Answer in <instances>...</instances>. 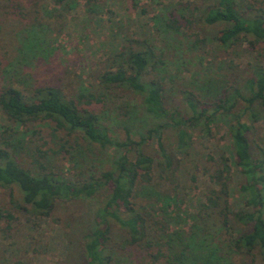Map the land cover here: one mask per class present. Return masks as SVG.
Segmentation results:
<instances>
[{
	"label": "trees",
	"instance_id": "obj_1",
	"mask_svg": "<svg viewBox=\"0 0 264 264\" xmlns=\"http://www.w3.org/2000/svg\"><path fill=\"white\" fill-rule=\"evenodd\" d=\"M203 1L208 5L200 13L201 21L223 26L214 38L216 48L228 52L246 44V51L255 54L254 62L245 77L232 72L230 62L228 77L215 79L207 92L199 87L179 89L180 100L175 102L160 76L166 64L162 52L148 41L131 40L116 51L98 80L103 89L138 96L145 113L158 121L138 141L128 133L125 141L111 136L100 115L89 107L102 103L101 95H81V106L53 86L37 87L29 97L12 84L0 87V110L9 122L0 135V189L9 192L12 206L44 218L61 200L99 197L92 227L77 238V264H119L116 251L128 246L134 254L130 264H236L234 255L249 258L250 264H264V148L253 140L264 113V66L260 62L264 0ZM56 4L71 10L76 1L57 0ZM193 17V13L189 18L170 11L162 19L163 30L177 34L194 23ZM48 30L46 24L36 22L21 36L19 50L24 60L45 56L42 45ZM218 123L227 129L230 155L206 154L208 166L203 172L209 185L192 223L187 231L169 233L167 219L158 215L154 203L170 197L166 185H175L176 190L179 165L166 152L163 133L171 131L177 155L188 157L192 148L189 131L199 129L201 136L209 137L211 126ZM35 125H45L48 131L46 135H41L42 128L35 132L43 143L35 147L39 170L32 172L19 165L16 156L30 144L24 137ZM152 139L157 160L143 152ZM83 146L99 151L111 148L118 154L103 169L91 164L83 167L77 159L81 155L84 162ZM48 153L63 154L81 167L70 177L49 171L42 163L48 160ZM234 172L241 177V208L235 212L229 203ZM14 186L24 205L11 201ZM12 219L0 207V224ZM114 229L125 235L121 246L114 239Z\"/></svg>",
	"mask_w": 264,
	"mask_h": 264
},
{
	"label": "rangeland",
	"instance_id": "obj_2",
	"mask_svg": "<svg viewBox=\"0 0 264 264\" xmlns=\"http://www.w3.org/2000/svg\"><path fill=\"white\" fill-rule=\"evenodd\" d=\"M56 1L0 0V87L12 84L29 97L37 87L53 86L81 106L84 104L81 95H101L103 102L92 103L89 107L100 115L111 136L118 141H125L127 133L138 141L140 135H145L148 129L158 124L145 113L138 96L103 89L98 80L116 51L129 45L131 40L148 41L162 52L166 64L160 76L175 102L180 100L179 89L199 87L207 92L208 85L215 84V79L228 77L230 62L232 72L244 77L249 64L254 62L255 54L246 51V44L228 52L216 48L214 38L223 26H208L201 21L200 13L208 5L203 0H75L76 6L71 10ZM189 4L191 7L187 6ZM170 11L189 18L193 13L194 23L188 27L185 25L186 28L177 34L164 31L162 19ZM36 22L49 28L42 45L46 54L24 60L19 50L21 36ZM260 62L264 66V46ZM8 126L9 122L0 110V135ZM39 128H42L41 135H46L45 125L32 126L24 137L30 144L16 156L18 164L32 172L39 170L34 161L35 147L43 143L39 135H35ZM255 129L253 140L264 148V113H261ZM189 133L192 148L188 157L177 155L171 131H164L162 136L166 152L179 165L176 190H173L175 185H166L169 190L165 191L170 197L154 203L158 215L167 219L169 233L187 231L192 223L198 202L209 185L203 172L208 166L206 154L214 157L230 155V137L224 124L212 125L209 137L201 136L199 129H192ZM83 151L84 162L81 155L77 156L79 162L83 167L91 164L97 169L110 166L118 154L111 148L99 151L97 147L83 146ZM143 152L157 160L156 141L149 140ZM48 157V160H42L47 170L62 176L70 177L76 168L81 167L63 154L54 156L48 153ZM240 182L241 177L234 172L229 196L233 212L241 208ZM11 201L24 205L15 186ZM99 202L98 196L61 200L49 217L38 218L15 209L9 192L0 189V207L13 217L0 224V264H77L80 253L77 238L92 227ZM113 234L121 246L125 235L118 229H114ZM116 256L121 260L119 264H130L134 254L128 246L124 250L117 249ZM233 258L236 264H250L249 258L240 255Z\"/></svg>",
	"mask_w": 264,
	"mask_h": 264
}]
</instances>
